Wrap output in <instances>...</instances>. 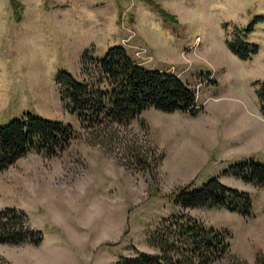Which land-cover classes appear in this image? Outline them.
<instances>
[{"label":"rangeland","instance_id":"obj_1","mask_svg":"<svg viewBox=\"0 0 264 264\" xmlns=\"http://www.w3.org/2000/svg\"><path fill=\"white\" fill-rule=\"evenodd\" d=\"M17 1L16 10L0 0V126L30 114L71 125L77 138L57 157L32 151L0 172V211H22L43 237L38 246L0 244V264H118L137 251L157 254L153 233L182 211L232 234L236 260L214 264H264V186L224 175L243 161L264 164L256 96L264 82V0H154L176 23L145 0ZM249 27L245 40L260 51L242 61L227 42ZM115 46L141 66L178 76L203 111L151 108L128 126L84 130L57 78L98 80L95 63ZM213 178L248 193L253 215L173 204L180 188Z\"/></svg>","mask_w":264,"mask_h":264},{"label":"trees","instance_id":"obj_2","mask_svg":"<svg viewBox=\"0 0 264 264\" xmlns=\"http://www.w3.org/2000/svg\"><path fill=\"white\" fill-rule=\"evenodd\" d=\"M145 1L165 22H177L154 0ZM12 4L16 10L21 8L17 0H12ZM252 30L249 27L245 31H238L234 39L227 42L230 51L242 61L252 60L260 51L259 45L245 40ZM88 55L85 54L84 61ZM95 66L99 72L96 81L89 75L90 81L79 82L66 72L60 73L57 78L63 102L73 114L78 115L84 130L113 124L128 126L151 108L192 117L203 111L202 107H198L196 92L178 76L141 66L123 46L110 48ZM83 74H88L85 68ZM104 83L107 89L98 87ZM256 85L259 86L256 96L264 118V82ZM76 138L72 126L63 122L30 114L15 119L6 126H0V172L32 151L50 158L57 157ZM140 161L144 164L147 162L145 159ZM224 175L264 186V164L252 160L231 165ZM173 194V204L182 209H226L242 216L253 215L250 195L225 186L217 178L200 188L190 184ZM28 226L27 216L22 211L16 208L0 211V244L40 245L42 232ZM150 240L158 250L157 254L137 251L136 256L123 258L118 264H214L226 258L236 260L230 255L232 234L228 230L209 227L201 219L184 211L164 219ZM237 264L248 263L238 259Z\"/></svg>","mask_w":264,"mask_h":264},{"label":"crops","instance_id":"obj_3","mask_svg":"<svg viewBox=\"0 0 264 264\" xmlns=\"http://www.w3.org/2000/svg\"><path fill=\"white\" fill-rule=\"evenodd\" d=\"M264 119V118H263Z\"/></svg>","mask_w":264,"mask_h":264}]
</instances>
